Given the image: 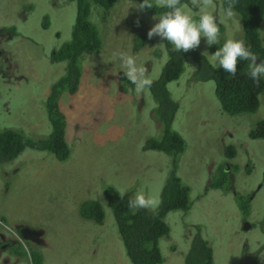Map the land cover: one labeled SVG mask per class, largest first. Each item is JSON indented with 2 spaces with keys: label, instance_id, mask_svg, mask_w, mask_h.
<instances>
[{
  "label": "rangeland",
  "instance_id": "rangeland-1",
  "mask_svg": "<svg viewBox=\"0 0 264 264\" xmlns=\"http://www.w3.org/2000/svg\"><path fill=\"white\" fill-rule=\"evenodd\" d=\"M184 5L194 17L199 15L191 0ZM113 9L112 16H100L98 22L104 48L98 56H83L78 89L72 95L67 89L63 92L60 107L67 121V160L59 161L48 151L26 148L15 160L0 163V248L28 252L30 264V248L43 252L42 264H133L106 202L105 190L112 186L133 195L143 192L158 201L173 168L168 154L143 150L146 142L158 140L164 133L154 116L157 102L149 88L143 92L145 106L140 107L141 100L123 96L116 78L121 71L118 53L129 50V42L121 40L117 28L122 33H136V44L144 45V33L151 28L154 15L138 8L136 0H115ZM94 10L105 12L98 1L91 5L90 16ZM205 10L223 28L218 45L224 38L243 36L240 15L234 11L232 18L224 16V0H209ZM77 13V0H0L1 129L10 127L36 140L52 133L46 100L52 84L65 74L67 61L52 62L51 56L72 40ZM46 16L48 28L43 26ZM12 26L16 31H4ZM259 31L264 43V18ZM152 38L164 44L158 36ZM212 46L202 38L194 50L211 60ZM148 55L144 48L139 50L136 58L141 66H147L142 60ZM166 62L167 56L152 60L147 77L152 81L160 77ZM196 67L198 62L190 54L179 80L168 85L180 105L173 128L187 142L179 158L178 175L183 182L194 179L191 198L204 179L212 180L219 165L228 167L224 146L234 142L238 154L243 155L240 144L264 121V92L256 112L231 115L222 108L214 80L191 79ZM121 81L125 94L135 92L131 82ZM180 81L183 83L179 87ZM250 148L258 161L256 169L250 176L236 174L245 194L257 191L252 192L254 203L248 213L236 214L237 197L215 191L186 212H169L165 220L170 233L159 241L162 264H185L184 256L194 238L190 232L194 230L183 222L184 215L203 226V235L214 250L213 264H264V140L252 141ZM87 200L103 205V224L81 217L80 206ZM238 216L246 217L253 228L238 227ZM20 226L41 230L44 245L24 237ZM26 258L17 257V262L9 260V264H29Z\"/></svg>",
  "mask_w": 264,
  "mask_h": 264
},
{
  "label": "trees",
  "instance_id": "trees-1",
  "mask_svg": "<svg viewBox=\"0 0 264 264\" xmlns=\"http://www.w3.org/2000/svg\"><path fill=\"white\" fill-rule=\"evenodd\" d=\"M97 1L110 12L115 0H77L78 13L73 40L55 49L52 53L51 59L54 62L67 61L65 75L59 84L53 86L46 100L48 118L53 127L52 133L45 139L36 140L13 128H0V163L15 160L26 148L51 152L59 161H65L69 157L70 150L66 140L67 121L60 108L59 99L68 88V84H72L69 91L67 90L68 93L76 91L82 76L81 61L84 53L98 51L102 47L101 32L98 26L93 25L89 20L91 5L96 4ZM186 1L181 0V3L185 4ZM229 3H232L233 11L240 15L242 21L243 38L241 37L240 40H243L246 46L264 59V45L259 31L264 18V0H224L225 9ZM147 9L154 14L164 11V9L155 7ZM47 23L48 17L46 16L44 25ZM218 27L219 31L223 30L222 27ZM15 29L16 27L12 26L4 31ZM225 40L224 38L223 42ZM167 46L171 48L169 65L151 84L157 102L154 116L162 124L164 133L161 139L146 142L145 148H153L168 154L174 162L171 174L154 210L140 209L132 212L127 206L130 194L120 199L114 187L110 186L105 190L106 202L113 211L127 255L133 264H162L164 262L159 241L170 233V226L165 217L171 211L187 209L189 203L188 190L181 183L176 169L187 142L182 134L177 133L172 127L179 104L172 98L171 92L166 89V84L177 79L173 72L175 67L179 66L182 69L187 56L194 55L198 67L193 74V79L196 81L214 80L216 95L222 108L231 115L256 112L260 105L259 96L264 90V79L257 84L247 75L248 61H239L236 75L230 76L222 69L213 68L212 61L201 52L192 49L187 53H179L173 50L170 43ZM219 47L218 43L213 45L212 53ZM250 137L264 138V121L259 122L256 129L250 132ZM228 149L229 147H226L224 150L228 152ZM226 154L228 158L230 154ZM225 173L227 171L224 166H221L214 177V182H225ZM80 215L84 219L103 224L105 209L100 202L87 200L80 206ZM5 220V218L2 219L3 222ZM194 227L196 232L191 249L184 256L185 264H213L214 250L203 235V226L199 224ZM31 256L33 264H42L43 254L31 251Z\"/></svg>",
  "mask_w": 264,
  "mask_h": 264
},
{
  "label": "clouds",
  "instance_id": "clouds-1",
  "mask_svg": "<svg viewBox=\"0 0 264 264\" xmlns=\"http://www.w3.org/2000/svg\"><path fill=\"white\" fill-rule=\"evenodd\" d=\"M191 4H192V8L195 9L199 13V15L196 17L193 16V13L188 10L186 5L181 3V0H136V6L143 10H148L147 8H153V7L164 9V11L160 12L159 14L158 13L154 14L150 12L149 10H148L149 12H145V13L153 14L154 16L152 17L154 21L153 23L150 24L151 28L148 30V32L144 33L145 34L144 35V40H145L144 45L136 44L135 42L136 35H137L136 33H127V32L122 33L121 28L120 27L117 28V33L120 35L121 40L126 39L129 42V50L128 52L121 51L118 53L121 71H118L119 73L116 75V78L120 83L119 85H121L120 89L122 90L123 96L124 97L126 96L127 98L131 100H134V99L136 101L141 100L140 107L145 106V102L143 100V92H145L148 88L150 90L151 96L154 98V101H155V95L151 89V84L153 83V81L147 77V74H149L150 69H151V61L155 59L161 60L164 56H167V62L165 66V68H167V66L169 65L168 61L170 60V49H171L167 46V44L170 43L173 47V50L176 52L187 53L190 50L199 47V45L201 44L202 38L204 39V43L208 45L209 47L212 45H217V43L219 42L220 31L218 27V20L213 14L205 10L209 5V0H191ZM103 8L105 12L94 10L93 16H90V13H91V9H90L89 20L91 21L93 25L98 26L100 16H112L113 12L115 11V9H113L114 5L110 12H108V10L105 7ZM125 13L119 16H124ZM233 15H234L233 5L232 3H229L228 7L224 10V16L226 18H232ZM113 17L116 18V16H113ZM44 23H46V17L44 18L43 26L45 28H48L49 20H48L47 25H44ZM98 28L101 32V28L99 26ZM9 31H16V29L9 30ZM100 36H101L102 47L98 49V51L84 53V55L85 54L89 56L93 54L97 56L99 55V53L104 48L103 38H102L101 33H100ZM153 36H158L162 41H164V44H159V43L154 42V39L152 38ZM119 46L120 44L117 45V47ZM141 48H144L149 53V55L142 60L147 65L145 67L141 66L138 63L137 58H136L138 57V52ZM150 49H153V50L151 51ZM209 53L211 54V61H212L213 68L222 69L225 73L229 74L230 76H235L237 73L238 62L248 61L247 75L252 79V81L258 84L262 79H264V59H262L255 52H253L252 49L246 46L243 40L226 39L223 42V44L219 48H216V50L213 53H212V49L210 48ZM257 60H258V63H257ZM52 62L54 61L52 60ZM185 65H186V62L183 63L182 69H180L179 66L175 67L173 72L177 76V79H174V81L179 80V78L183 74V68L185 67ZM196 70H197V67L195 68L193 74L195 73ZM63 76L52 84V88L54 85L59 84V81L63 78ZM20 79L23 80L24 78H20ZM122 79H127L129 82H131L132 89H134L135 92H133L132 94H125L124 89H123V82L121 81ZM191 79L196 81L195 79H193V76L191 77ZM182 83L183 81H180L178 83L179 87ZM168 85L169 84H166V89L169 92L170 89ZM67 86H68L67 90L69 91V88L72 86V84H68ZM78 86L79 84L77 85L76 90L78 89ZM74 93H70V94L72 95ZM63 96L64 95L62 94V96L59 99V104L61 103ZM177 103L179 104V102ZM172 127H173V124H172ZM256 140H264V138L250 137L249 139L242 141V143L240 144L241 145L240 150L245 151V153H243L245 158L242 154H238V149L236 147L237 144H235L234 142H228L227 145L224 146V149L226 147H229L228 152L225 151L226 153L230 154L228 157V162H227L228 167H225V163H222L221 165H219L217 170L213 174L211 181H206L204 179L202 185L199 188L194 189L196 193L193 192L192 198H191V187H192V183L194 179H190L189 181L184 180L183 182L182 178L178 175V167H177L176 168L177 175L179 176V178H181V183L188 190V202H189L187 209H182L180 211H183V212L188 211L195 202L203 200L204 198H206V195L209 192L215 191V192L220 193L221 195L230 194L231 197H237V203L235 204L236 214H237V211H240V212L244 211L247 214L248 213L247 209L250 208L252 204L254 203L253 201L254 197L252 198L251 196H252V192H254L255 190H253L249 194H245L243 190H241L239 183L236 180V174L239 172H242L243 175L250 176L256 169L258 161L255 157H253L252 150L250 148L251 142L256 141ZM145 145L146 143L143 145V150L145 151L155 150L153 148L146 149ZM233 148H234V151H232ZM221 166H224L225 170L227 171V173H225V178H224L225 182H222V183L214 182V177L218 169ZM218 183H221V185L220 184L218 185ZM259 188L261 190V186ZM117 192L120 196V199H123L126 194H130V196L128 197L127 206L129 210H131L132 212H135L140 209L154 210L157 206V201L153 199L151 196L146 195L143 192H136L134 195H133V192L126 193V190L124 189H120ZM241 205H244L245 207L242 209ZM237 218L239 220V223H237L238 227L241 226V222L244 219L246 222L245 227L249 228L252 226L248 222V219L246 217L241 219V216H238ZM183 222L189 223L188 226L191 227L194 230V232H192L191 229H189V231H191L190 233H192L194 236L196 232L194 225H199V224H196L198 221L193 222V219H191L190 217H185L184 215ZM2 224L4 225L5 222L2 221ZM26 228L27 230L29 229V230L41 232L39 237L42 236L41 230L38 231L32 228H28V227ZM29 240L35 241L32 238ZM30 251H32L31 248H30ZM244 252L248 253L249 250H246ZM38 253L43 254V252H40V251H38ZM24 255L28 257V252H25ZM26 261L30 264L27 258H26Z\"/></svg>",
  "mask_w": 264,
  "mask_h": 264
},
{
  "label": "flooded vegetation",
  "instance_id": "flooded-vegetation-1",
  "mask_svg": "<svg viewBox=\"0 0 264 264\" xmlns=\"http://www.w3.org/2000/svg\"><path fill=\"white\" fill-rule=\"evenodd\" d=\"M6 31H9V30H6ZM262 129V128H261ZM254 194H256V192L254 191ZM252 197V196H251ZM253 198V197H252ZM245 206L244 205H241V208L243 209ZM240 209V208H239ZM245 222V219L242 220L241 222V229L242 230H251L253 227H245L244 228L242 227V224ZM37 230V229H35ZM20 231L21 233L24 235V237L26 236L27 238L29 239H34L37 244H40V245H44V242H43V239L40 236L41 232H37V233H31V232H28L27 231V228L25 226H20ZM39 231V230H38ZM10 240L13 241V239L10 237ZM15 244V242H14ZM243 253V252H242ZM25 258L26 256L24 255V253L21 252V250H19V252H12V251H9L7 247H4V248H0V261L2 264H9V260H13L14 262H17L18 260L16 258Z\"/></svg>",
  "mask_w": 264,
  "mask_h": 264
},
{
  "label": "water",
  "instance_id": "water-1",
  "mask_svg": "<svg viewBox=\"0 0 264 264\" xmlns=\"http://www.w3.org/2000/svg\"><path fill=\"white\" fill-rule=\"evenodd\" d=\"M28 232H31V233H37L36 231H34V230H27Z\"/></svg>",
  "mask_w": 264,
  "mask_h": 264
},
{
  "label": "bare ground",
  "instance_id": "bare-ground-1",
  "mask_svg": "<svg viewBox=\"0 0 264 264\" xmlns=\"http://www.w3.org/2000/svg\"><path fill=\"white\" fill-rule=\"evenodd\" d=\"M145 35V34H144Z\"/></svg>",
  "mask_w": 264,
  "mask_h": 264
}]
</instances>
